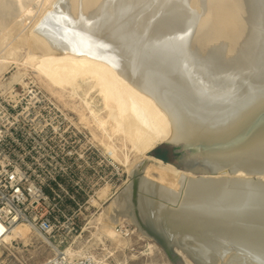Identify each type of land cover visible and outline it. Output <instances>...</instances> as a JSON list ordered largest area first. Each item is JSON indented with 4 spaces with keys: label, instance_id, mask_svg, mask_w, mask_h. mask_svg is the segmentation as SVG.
I'll use <instances>...</instances> for the list:
<instances>
[{
    "label": "bare ground",
    "instance_id": "bare-ground-1",
    "mask_svg": "<svg viewBox=\"0 0 264 264\" xmlns=\"http://www.w3.org/2000/svg\"><path fill=\"white\" fill-rule=\"evenodd\" d=\"M12 64L132 176L69 253L127 247L115 227L138 210L200 264H264V0H0V76ZM168 141L208 175L145 154Z\"/></svg>",
    "mask_w": 264,
    "mask_h": 264
},
{
    "label": "built area",
    "instance_id": "built-area-1",
    "mask_svg": "<svg viewBox=\"0 0 264 264\" xmlns=\"http://www.w3.org/2000/svg\"><path fill=\"white\" fill-rule=\"evenodd\" d=\"M30 94L24 105L14 86L8 98L0 94V264H110L109 255L86 252L72 255L78 227L68 200L84 191L78 182L66 186V179L86 178L95 171L92 160L97 147L93 142L76 149L81 131L64 127L57 119L61 110L40 91L27 86ZM17 223H27L52 248L51 256L28 263L10 249L5 236ZM122 236L127 228L117 225ZM81 236V235H80Z\"/></svg>",
    "mask_w": 264,
    "mask_h": 264
},
{
    "label": "rangeland",
    "instance_id": "rangeland-1",
    "mask_svg": "<svg viewBox=\"0 0 264 264\" xmlns=\"http://www.w3.org/2000/svg\"><path fill=\"white\" fill-rule=\"evenodd\" d=\"M19 66L21 69L20 71L24 72L23 74H26L20 80L14 82L11 81L12 75L18 68L15 67L14 64H12L7 70H5L3 75L0 76V84L2 85V87H0L1 96L8 98L9 91L7 89H9L10 86L11 88L14 86L15 91L19 92L17 100L21 98L20 103L24 105L25 102L30 100V94L27 92L28 88L26 87L31 86L44 94L45 97L50 99L61 110L62 113L61 115L59 114L57 119H59L64 127L75 126L81 131V134L76 138L77 141L74 143L78 152L80 151L78 147L81 146L82 148L85 146L87 140L89 142L93 141L97 147L96 156L92 160V166H94L95 171L87 169L85 174L87 176L86 178L77 179L73 177L72 180L66 179L63 181L65 182L64 184L70 188L74 182H78V184L84 189V191H79V193L75 194L74 201L72 199L68 200L72 212L76 216L75 220L78 225L76 231L72 235L78 236L75 245L77 247L76 249H80L87 243L88 239L90 240L92 238V235L89 233L90 230H96L93 226L97 214L108 205L113 195L126 186L128 179L132 178V176L126 171L124 168L125 166L118 162H114L112 157L110 155L108 156L93 137L89 127L83 128L82 125L78 123L79 117L76 112H73L68 105L64 104L62 99L47 91L45 86L43 87L44 84L33 75L30 68L27 67V72L22 69V65ZM66 100H68V98H66ZM91 129L97 133L95 128L92 127ZM163 143L172 146L171 143ZM178 143L180 144L176 151L179 152V156L185 158V163H182L179 156L176 154H174L171 163L184 171L193 169V174L197 176L208 175L209 167L202 162V152L193 153L191 150H188L182 142ZM152 150L147 149L144 152L146 155H152ZM134 157V154H131V158L133 159ZM254 178H256V176H254ZM106 186L109 190L108 194L110 193L107 195L109 197H100L99 190ZM137 212L139 214L138 217L141 220V228L126 215L122 216V221L116 224L124 226L129 232V235L126 236L128 239L127 247L116 248L111 245L109 241H106L107 243L105 245L108 247V250H104L103 245L99 244L96 246L97 248L89 249L88 252L104 255L112 253L113 255H109L108 258L110 264H200L186 248L178 245L179 243L175 241L168 243L164 235L159 232L150 221L141 215L138 210ZM19 230L21 233L16 234L14 232L12 234V239L19 242L17 244L13 243L12 246H10V249L15 252H20L28 263H36L52 255V248L43 241L44 239L40 234L29 229L19 228ZM9 242L10 241L7 243Z\"/></svg>",
    "mask_w": 264,
    "mask_h": 264
},
{
    "label": "trees",
    "instance_id": "trees-1",
    "mask_svg": "<svg viewBox=\"0 0 264 264\" xmlns=\"http://www.w3.org/2000/svg\"><path fill=\"white\" fill-rule=\"evenodd\" d=\"M151 154L157 158H160L164 161H173L174 158V152H173V147L166 144V143H161L158 146H156L152 151Z\"/></svg>",
    "mask_w": 264,
    "mask_h": 264
},
{
    "label": "water",
    "instance_id": "water-1",
    "mask_svg": "<svg viewBox=\"0 0 264 264\" xmlns=\"http://www.w3.org/2000/svg\"><path fill=\"white\" fill-rule=\"evenodd\" d=\"M168 143H171L172 144V147H173V149H174V154H176V155H178L179 156V152H177L176 151V149H178V145L180 144V143H175V142H171V141H168ZM179 158H180V161L182 162V163H185V158H182L181 156H179Z\"/></svg>",
    "mask_w": 264,
    "mask_h": 264
}]
</instances>
